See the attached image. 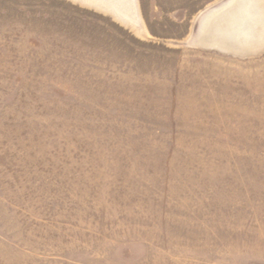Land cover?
<instances>
[{"label": "rangeland", "instance_id": "374dc122", "mask_svg": "<svg viewBox=\"0 0 264 264\" xmlns=\"http://www.w3.org/2000/svg\"><path fill=\"white\" fill-rule=\"evenodd\" d=\"M109 1L0 0V264H264V36Z\"/></svg>", "mask_w": 264, "mask_h": 264}, {"label": "bare ground", "instance_id": "6f19581e", "mask_svg": "<svg viewBox=\"0 0 264 264\" xmlns=\"http://www.w3.org/2000/svg\"><path fill=\"white\" fill-rule=\"evenodd\" d=\"M84 1L96 8L111 10L112 13L120 16L118 9L117 11L113 9L109 0ZM123 13L121 10L122 17H125ZM126 21L131 22L128 17ZM205 26H209L210 30L209 36L202 39L205 40L204 45L230 53H255L260 48L264 36V5L261 0H231L211 12L205 18Z\"/></svg>", "mask_w": 264, "mask_h": 264}]
</instances>
